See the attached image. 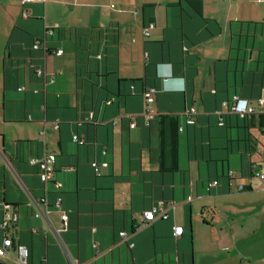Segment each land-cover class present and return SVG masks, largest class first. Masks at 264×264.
I'll return each mask as SVG.
<instances>
[{
	"label": "crops",
	"instance_id": "crops-1",
	"mask_svg": "<svg viewBox=\"0 0 264 264\" xmlns=\"http://www.w3.org/2000/svg\"><path fill=\"white\" fill-rule=\"evenodd\" d=\"M109 26L115 57L96 65L79 34ZM49 28L62 56L34 48ZM235 96L260 112L222 125ZM261 113L264 0H0V223L19 213L0 242L18 238L29 264H70L30 205L47 195L60 227L61 196L78 264H264ZM52 152L59 190L29 163ZM158 201L176 206L135 230Z\"/></svg>",
	"mask_w": 264,
	"mask_h": 264
},
{
	"label": "built area",
	"instance_id": "built-area-1",
	"mask_svg": "<svg viewBox=\"0 0 264 264\" xmlns=\"http://www.w3.org/2000/svg\"><path fill=\"white\" fill-rule=\"evenodd\" d=\"M35 1H41V0H21V3L23 5L35 2ZM23 16L27 17L29 16V12L25 11L23 12ZM47 33L49 35L53 34L52 28H49ZM145 35L148 36L150 33L146 29L144 31ZM43 43V41H42ZM40 40L36 41L34 44V48L38 49V47L42 44ZM53 53L57 56H62L64 54V50L62 48H58L57 50H54ZM98 58H101V54H98ZM39 73L42 72V70H38ZM156 93L155 88H148L146 91V101L147 103L154 102L153 95ZM263 100L261 99V102ZM223 107L228 111L238 114L240 116L250 115L254 113H258L257 108L250 105L249 101L243 98H239L235 96L232 100H227L223 102ZM191 112H195V109L192 108L190 110ZM262 112V111H261ZM147 114L154 115L155 111L152 108H147ZM190 114V113H189ZM195 120L193 118L188 119L189 124H193ZM224 120L221 118V124L223 125ZM73 139L79 143H83L84 141L79 139L78 135H74ZM30 164L32 165H39L41 169V175L40 178L45 183V185L49 184L53 181L54 187L58 190L62 187V184L59 181L54 180V166L53 164L56 161V154L55 153H45L41 157H33L30 160ZM98 172V174H101L100 168L97 165V163L93 164ZM262 180H264V173L257 172L256 173ZM229 178L235 177L234 172H230L228 174ZM219 183L218 180H215L213 182H210L209 186L217 185ZM240 190L244 189V185L241 184L239 186ZM62 197L57 196L55 199V202L53 204V207L56 211H59L60 215V227H55L51 218L52 214V207L49 203L48 196H42L38 199H32L30 200V205L33 208V217L40 218L43 221H45L49 226V231L53 232L54 236L58 240L61 248L63 249L64 253L67 256V259L69 260L70 264H78V262L70 255L69 251L67 250V246L62 240L61 233L67 229L69 217L66 212L62 210ZM176 206L175 202L172 201H158L154 205H152L151 208L143 210L141 213L142 219L141 222L138 224V227L136 230L143 229L144 227L152 224L154 221L158 219H167L169 217V210L174 208ZM19 222V213L18 211L11 212L6 211L3 217L2 222L0 223V228L5 232L6 230L11 229ZM32 231L38 232V229L35 227L32 228ZM184 232V227L180 225H175L173 227V233L175 236L182 235ZM45 235H47V232H45ZM127 232H121V236H123L125 239L127 237ZM98 244L97 242L94 243V247L97 248ZM29 248L27 245L22 244L18 238L16 237H10L7 236L6 233H4L2 242H0V263L1 264H29Z\"/></svg>",
	"mask_w": 264,
	"mask_h": 264
},
{
	"label": "trees",
	"instance_id": "trees-1",
	"mask_svg": "<svg viewBox=\"0 0 264 264\" xmlns=\"http://www.w3.org/2000/svg\"><path fill=\"white\" fill-rule=\"evenodd\" d=\"M53 30V34L49 35L46 31V35L45 38L40 39V42L44 44V50H45V54H54L53 51L57 50V49H51L49 48V36H53L55 33L54 28H52ZM92 31V32H91ZM86 32V31H85ZM94 34V39H92ZM80 38L78 40V47L80 49V51H86L88 55H90L92 58V60L94 61L93 63L96 65H108V64H112L113 63V58L115 57V53H114V47L116 44V34L115 31L112 30L109 27L107 28H96L95 30H89L87 31V33H81L79 34ZM83 37V39H82ZM39 39H37L36 41H38ZM40 47V46H39ZM38 47V49H39ZM98 54H101V58H98ZM80 57V55H79ZM38 71V70H37ZM100 86H102V84H100ZM225 116L223 118L224 123L223 125H227L228 123V119L230 114H234L230 111H226L225 112ZM255 114V113H254ZM239 116L238 114H234ZM253 115V114H250ZM248 115L243 116V118H245ZM260 120H261V125L264 127V113L260 114ZM195 123V122H194ZM193 123V124H194ZM30 163V161H29ZM39 167V165H37ZM40 169V167H39ZM98 174V173H97ZM40 175H41V169H40ZM99 175V174H98ZM101 175V174H100ZM245 189V186H244ZM243 189V190H244ZM59 190V189H58ZM138 227V224H136L134 226V229L136 230V228Z\"/></svg>",
	"mask_w": 264,
	"mask_h": 264
},
{
	"label": "rangeland",
	"instance_id": "rangeland-1",
	"mask_svg": "<svg viewBox=\"0 0 264 264\" xmlns=\"http://www.w3.org/2000/svg\"><path fill=\"white\" fill-rule=\"evenodd\" d=\"M63 58H67V59H70V60H73V55H71L70 53H67ZM61 59V58H59Z\"/></svg>",
	"mask_w": 264,
	"mask_h": 264
}]
</instances>
